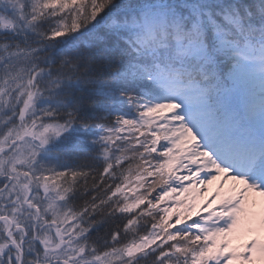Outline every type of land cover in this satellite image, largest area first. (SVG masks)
<instances>
[{
    "label": "snow or ice",
    "instance_id": "1",
    "mask_svg": "<svg viewBox=\"0 0 264 264\" xmlns=\"http://www.w3.org/2000/svg\"><path fill=\"white\" fill-rule=\"evenodd\" d=\"M0 264H264V0H0Z\"/></svg>",
    "mask_w": 264,
    "mask_h": 264
}]
</instances>
